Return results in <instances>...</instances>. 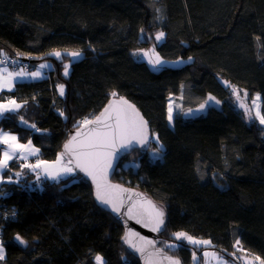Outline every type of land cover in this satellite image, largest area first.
<instances>
[{"label":"trees","instance_id":"16d2710c","mask_svg":"<svg viewBox=\"0 0 264 264\" xmlns=\"http://www.w3.org/2000/svg\"><path fill=\"white\" fill-rule=\"evenodd\" d=\"M159 32L165 35L158 41ZM152 46L185 64L152 68L136 54ZM52 50L82 57L46 55ZM0 53L29 61L32 70L51 65L47 77L1 92L0 100L24 106L0 117V129L31 140L41 160L54 161L77 122L95 118L116 92L141 111L150 142L121 158L113 180L163 208L157 245L183 264H203V246L172 235L185 232L211 240L230 261L241 254L264 260V125L246 118L224 83L247 90L249 103L259 94L264 114V0H0ZM209 95L220 104L185 116ZM22 164L12 160L0 186V264H96L97 254L106 264H141L124 224L97 203L82 172L57 182Z\"/></svg>","mask_w":264,"mask_h":264},{"label":"snow or ice","instance_id":"6c2138e0","mask_svg":"<svg viewBox=\"0 0 264 264\" xmlns=\"http://www.w3.org/2000/svg\"><path fill=\"white\" fill-rule=\"evenodd\" d=\"M163 32L156 34V40H161L164 37ZM70 56L73 59L79 58L82 53L80 51H71L68 52L65 50L63 53L59 50H52L49 53H46L48 56H53L57 59H63L64 55ZM20 55V53H17ZM189 61L192 59L188 58ZM182 61H177L175 63H180ZM0 63H3L0 61ZM150 65L155 69L161 66L162 64L168 63L167 61L162 60L159 55H156L155 59L149 60ZM50 65L45 62L39 65L38 69L33 72L25 71L21 68L20 71L12 72L8 71L6 67H0V91L4 89L11 90L14 87V84L18 80H23L25 78L40 79L43 77L42 69L48 68ZM70 63L64 64L63 75L65 77L69 74ZM225 85L232 88L233 95H236L238 98L240 92L236 89L235 86H231L227 81L224 82ZM61 96L64 95V85L60 84L57 86ZM113 97L117 96L116 92H112ZM248 93L245 91L244 96L247 97ZM260 100L259 94L252 101V105L255 108V115L252 114V109L248 105L241 103L240 107L244 109L245 116L249 121L259 120L261 125H264V114L261 113V106L258 103ZM211 102L219 104L220 101L216 100L214 96L209 95L207 100L204 103L199 105V109L193 110L189 108L187 114H191L194 111H202L208 106ZM26 103V102H25ZM24 105L17 103L15 100H9L7 103H0V117H3L7 114H17L18 111ZM176 108H179L177 105ZM167 119L171 126L174 119V106L170 99L167 109ZM63 115V113H61ZM20 122L24 125H28V121L24 119L23 116L20 117ZM95 125V127L89 129L88 133L85 135L84 139H78L82 134L77 131L75 135L64 144V151L59 153L54 161H43L37 159L35 164L25 163L21 167L27 168L33 172H36L37 169L42 168L45 173V178H49L53 181H59L62 178L70 177L77 169L84 172L87 176L92 178L93 183L95 184V196L97 201L102 206H110L111 211L114 213H120V206L114 202L110 192L119 190L127 191L120 188L119 185H112L107 182V169L112 167V159L116 155L117 144L119 143L121 148H127L129 144L133 141L138 142L141 145H144L148 142V122L143 119L138 110L135 108V105L124 100L123 97H120L118 101H111L104 110L100 113L99 116H96L94 120H89L87 117L84 120L78 121L77 126L82 125ZM31 128L40 131L36 128L35 124L30 125ZM157 143H159L158 137H156ZM0 146L3 147L0 151V170L7 169L9 167V162L14 159L23 158L27 160L29 156H36L40 149L32 145V141L29 140L26 144L20 143L19 138L16 135H12L7 132L0 131ZM163 148V145H160L159 148L155 149L158 153ZM66 154H70L71 158L68 160L67 165L64 163V157ZM74 158V163H73ZM71 165V166H68ZM22 173L17 172L16 176L19 178ZM37 179H40L39 174H37ZM2 180V177H0ZM8 181H12V177H8ZM123 201H121V204ZM150 217L153 221L152 230L160 231L164 226V212L161 208L151 204ZM131 211V209H129ZM12 216L15 215V212L11 213ZM147 226V225H146ZM132 235H138L133 233H126L125 242L130 245V247L137 249L140 252H143L142 247H138L135 243H132L130 237ZM177 241L186 240L188 243L201 246V245H211V240H202L196 239L195 237L185 233V232H175L172 234ZM15 240L22 246H27L28 242L24 240L19 234L15 237ZM141 240H144L141 237ZM147 244H153L154 241H145ZM240 241H236V246H239ZM169 247H179V244L168 245ZM243 250V249H241ZM160 250L157 249V253ZM205 257H216V253L207 252L203 253ZM5 257V250L3 243H0V260H3ZM164 259L168 260L170 264H180V261L173 259L172 257L164 256ZM193 259L196 260V253H193ZM96 264H106L103 260V257L97 254L95 256ZM219 260V258H218ZM256 260L260 261V264H264V260H261L260 257H256ZM219 264H227L226 261L219 260Z\"/></svg>","mask_w":264,"mask_h":264},{"label":"water","instance_id":"95a60500","mask_svg":"<svg viewBox=\"0 0 264 264\" xmlns=\"http://www.w3.org/2000/svg\"><path fill=\"white\" fill-rule=\"evenodd\" d=\"M120 97H122V96L112 97L108 101V103L105 105V107L111 101H118ZM123 98H124V100L135 105L128 98H126V97H123ZM215 105H216L215 102H211L208 106L205 107L204 110L194 111L191 114H187V115L185 114V116L187 118L197 117L201 112H205L208 107H213ZM104 108L102 109V111L104 110ZM135 108L138 110V112L143 117V119L146 120L136 105H135ZM192 109L193 110L199 109V106L192 108ZM100 113L97 116H99ZM94 119L95 118H93L91 120H94ZM93 127H95V125H91V124L82 125V126L78 127L77 129H75L71 132L69 139L71 138V136L75 135L77 131H79L82 134L80 137H78V139H84L85 135L88 133L89 129H91ZM148 136H149V140L144 145H141L138 142L133 141L129 144V146L127 148H121L119 143H118L117 148H116V155L112 159V167L107 169V173H106L107 182L109 184H112V185H119L120 188L127 190V191L115 190V191L110 192V195H111L112 199L114 200V202L120 206V213L119 214L114 213L111 211L110 206H102L97 201V199H96V201L103 209L112 213L118 220H120L124 224V228H125L126 233H133V234L138 233V235H132L130 237V239L132 240V243H135L138 247H142L144 249V251L140 252L137 249L130 247V245L128 243L127 244L132 250L137 252V254L141 260V264H170V262L168 260L164 259V256H168V257H172L173 259H177L180 261V264H183L181 258H179L178 256H175V255L171 254L170 252L162 249L156 243L155 237L162 233L164 226L162 227V229L160 231H153L152 230L153 221L150 217L151 208L149 206V202H151V204L157 206L158 208H161V207L154 201V199L151 196H149L143 190L136 188V187H133V186L125 185L121 182L113 180L114 173L116 171V168L119 165L121 158L125 154L131 152L133 149L145 147L150 142L149 127H148ZM68 155L71 157L70 154H68ZM73 162H74V158H73ZM80 172H82V171H80ZM82 173L84 174V176L87 179H89L92 182V184L94 186V193H95L96 188H95V184L92 181V178L87 176L84 172H82ZM95 198H96V196H95ZM121 201H123L122 204H121ZM129 209H131V211H129ZM161 209L163 210V208H161ZM163 212H164V210H163ZM165 220H166V214L164 212V221ZM164 225H165V223H164ZM141 237H143L144 240H141ZM145 241H154L155 243L147 244ZM157 249L160 250L159 253H157Z\"/></svg>","mask_w":264,"mask_h":264},{"label":"rangeland","instance_id":"374dc122","mask_svg":"<svg viewBox=\"0 0 264 264\" xmlns=\"http://www.w3.org/2000/svg\"><path fill=\"white\" fill-rule=\"evenodd\" d=\"M136 54H137V56L138 57H140V58H145V59H147L148 61L150 60V59H155L156 58V55L158 54L157 52H156V50H155V47H150L149 49H145V50H141V51H138V52H136ZM159 55V54H158ZM82 57V55L79 57V58H76V59H73L72 58V61H77L78 59H80ZM159 57L162 59V60H164V61H167L168 63H165V64H162L161 66H164V65H168V66H172V67H179V66H182V65H184L185 64V60L184 59H182V58H179V59H176V60H168V59H164V58H162L160 55H159ZM71 61V62H72ZM177 61H182V62H180V63H175V62H177ZM71 62H70V65H71ZM25 64H26V62L24 63V64H22L21 66H25ZM150 64V63H149ZM21 66H20V68H21ZM152 67V66H151ZM19 68V67H18ZM153 68V67H152ZM69 69H70V67H69ZM156 69V68H155ZM60 84H63V83H60ZM59 84V85H60ZM64 85V84H63ZM236 89H238L237 87H236ZM239 90V89H238ZM247 92L248 93V91L247 90H239V92H240V96H239V98L236 96V98H235V103H236V105L238 106V107H240V104L241 103H244V104H246V105H248V107L250 108V109H252V111H253V113H255V108L253 107V105L252 104H250L249 103V101H248V97H249V93H248V95H247V97H245L244 96V92ZM64 94H65V87H64ZM257 95V94H256ZM256 95H255V97H256ZM260 96V95H259ZM254 97V98H255ZM172 101V100H171ZM258 103L259 104H261V96H260V100L258 101ZM241 108V107H240ZM243 109V108H242ZM172 124H173V121H172ZM171 124V125H172ZM70 159V157H68V156H66L65 155V157H64V163L67 165V162H68V160ZM74 163V162H73ZM68 166H71V165H68ZM37 171H41L42 172V169L40 168V169H37ZM76 172H78V169L74 172V173H76ZM74 173H72L71 175H73ZM45 175V174H44ZM196 239H202V238H198V237H195ZM202 240H209V239H202ZM201 246H203L204 247V249H203V252H202V254L205 252V251H207V252H214V253H216L217 255H216V257H212V256H209V257H205L204 255H203V258H202V263L203 264H219V260H222V261H226L227 262V264H260V261L259 260H256V257L255 256H251V255H248V254H241V255H238V256H236V260H233V261H230V260H228V259H226L225 257H223L216 249H214V248H211V247H209V245H201ZM249 256V257H248ZM218 258H219V260H218Z\"/></svg>","mask_w":264,"mask_h":264},{"label":"crops","instance_id":"0c3cea01","mask_svg":"<svg viewBox=\"0 0 264 264\" xmlns=\"http://www.w3.org/2000/svg\"><path fill=\"white\" fill-rule=\"evenodd\" d=\"M50 65V64H49ZM0 67H6L7 69H8V71H12V72H17V71H20L21 70V68L19 67H13V66H0ZM38 67H39V65L37 66V68L35 69V70H32V69H30V66L29 65H25V66H23L22 68L25 70V71H28V72H33V71H36L37 69H38ZM51 68V65H50V67H48V68H45V69H42L41 71L43 72V77L42 78H45V77H47L48 76V70ZM42 78H40V79H42ZM29 80H37V79H32V78H25V79H23V80H18L17 82H19V81H29ZM16 82V83H17ZM16 83L14 84V87L11 89V90H13L14 88H15V85H16ZM11 90H9V89H4V90H2V91H11ZM2 91H0V94H1V92ZM58 91H59V89H58ZM9 100H7V101H2V100H0V103H7ZM0 131H3V132H7V133H10V134H12V135H16L17 137H18V135L17 134H15V133H11V132H8V131H5V130H2V129H0ZM19 138V137H18ZM19 142L20 143H23L22 141H20V139H19ZM23 144H26V143H23ZM34 146V145H33ZM3 147H5V146H0V151H2V149H3ZM34 147H36V146H34ZM37 148V147H36ZM19 159H21V160H23L24 161V163H29V162H32V161H37V159H39V160H41L40 159V157H39V153L36 155V156H29L28 158H27V160H24L23 158H19ZM15 160V159H14ZM11 162V161H10ZM9 162V163H10ZM42 169V168H41ZM4 171H5V169L4 170H0V177H2V180H0V186H1V183H2V181H3V178H4ZM42 173H44L43 172V169H42ZM45 174V173H44ZM5 250V249H4ZM103 260H104V258H103ZM105 261V260H104Z\"/></svg>","mask_w":264,"mask_h":264},{"label":"built area","instance_id":"2783aa9c","mask_svg":"<svg viewBox=\"0 0 264 264\" xmlns=\"http://www.w3.org/2000/svg\"><path fill=\"white\" fill-rule=\"evenodd\" d=\"M0 61L3 62L0 63L1 66H19L20 64L25 63V62L22 63L20 58H18L17 56H12L8 54H0Z\"/></svg>","mask_w":264,"mask_h":264},{"label":"clouds","instance_id":"9594fccd","mask_svg":"<svg viewBox=\"0 0 264 264\" xmlns=\"http://www.w3.org/2000/svg\"><path fill=\"white\" fill-rule=\"evenodd\" d=\"M0 54H4V53H0ZM18 58H19V57H18ZM20 60H21V59H20ZM23 62H26V64H25L26 66L29 65V61H27V60H22V63H23ZM21 65H22V64H20L19 66H13V67H20ZM0 66H1V65H0ZM22 67H23V66H21V68H22Z\"/></svg>","mask_w":264,"mask_h":264}]
</instances>
